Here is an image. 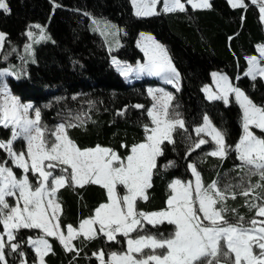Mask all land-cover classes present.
<instances>
[{
	"label": "trees",
	"instance_id": "1",
	"mask_svg": "<svg viewBox=\"0 0 264 264\" xmlns=\"http://www.w3.org/2000/svg\"><path fill=\"white\" fill-rule=\"evenodd\" d=\"M210 1L207 9L187 6L184 11L159 12L149 17L135 16L131 0H5L10 11L0 10V31L5 34L0 68L8 67L16 73L9 77L11 91L40 110L41 123L48 134L62 121L66 110L81 114L82 121L67 126L66 131L82 150L99 145L124 158L133 145L145 141L144 128L151 125L148 109L152 104L147 88L159 84L154 80L127 83L112 57L128 63L141 60L143 53L137 40L143 31L152 33L167 47L181 79L173 105L186 131L177 128L174 143L162 144L163 155L158 157L152 187L147 191L149 198L137 202L139 211L166 208L171 195L169 185L174 179L191 178L190 163L195 164L205 185L243 173L237 167L241 162L234 150L243 135L242 109L235 100L229 104L208 100L203 87L211 82L213 71L226 72L255 104L264 106V80L245 75L247 57L256 53L257 45L264 44V24L259 8L250 1L246 0L245 7H232L228 0ZM98 17L119 27L118 49L111 50L93 29L92 22ZM36 23L47 27L46 37L50 39L39 44L32 55L25 52V44L28 29ZM205 116L225 135L224 157L209 155L211 142L193 150L199 141L195 129ZM9 136V129L0 128L2 139ZM15 146L17 151L25 149L23 141ZM4 161L11 164L5 150L0 149V162ZM252 180L262 183L259 176ZM259 192L264 195V187ZM57 197L62 206L59 223L63 231L69 224L77 228L108 202L106 189L92 183L83 187L69 183L58 190ZM247 198L238 194L236 199H228L230 212L248 219L254 217L256 211H249ZM165 228L147 226L152 233ZM32 236L34 232L29 229L19 230L11 244H17L20 251H7V258L13 256L8 258L11 264H18L23 252L29 262L36 260L27 244ZM48 240L51 251L45 257L47 264H100L94 253L125 248V242H107L103 237L86 240L80 236L74 241L78 252L67 251L57 238Z\"/></svg>",
	"mask_w": 264,
	"mask_h": 264
},
{
	"label": "snow or ice",
	"instance_id": "2",
	"mask_svg": "<svg viewBox=\"0 0 264 264\" xmlns=\"http://www.w3.org/2000/svg\"><path fill=\"white\" fill-rule=\"evenodd\" d=\"M131 2L136 8L137 16L157 14L154 8L142 7L138 0ZM156 2L157 0H152L153 5ZM188 2L194 8L211 7L209 0ZM229 2L233 7H245L243 0ZM252 3H257V0H252ZM0 10L5 13L10 11L5 0H0ZM163 10L184 11L185 6L181 0H165ZM260 12L264 19V0ZM36 27L40 28L39 25ZM43 31L41 28V32ZM28 36L32 37L33 33L29 31ZM45 38L44 35L39 37L41 40ZM4 39L5 34L0 33V48L3 47ZM146 39L151 42L145 46L146 55L149 57L148 64L140 65L138 69L128 66L123 74L127 76L132 71H138L157 75L166 83L178 87L179 73L167 50L152 37ZM259 52L264 57V46L259 48ZM113 63L119 64V61L114 60ZM249 64L251 67L245 75L253 80L258 76L264 78V67L260 66L256 57L249 58ZM6 74L11 75L10 72H0V76ZM213 75L220 94L210 93L208 98L220 99L227 104L229 94L234 93L242 109L243 135L234 150L238 153L241 167H247L248 174L258 175L262 182L251 184L239 193L248 197L255 189L264 187V138L251 130L254 127L264 133V106L255 104L239 87H233L226 76ZM205 91L210 92L207 88ZM156 92L161 95L157 97ZM149 95L157 101L148 111L154 127L145 126V141L133 145L130 154L124 158L113 149L99 145L82 150L67 136L63 124L51 133L54 140L49 142L45 138L46 129L40 126L39 110H35V118L30 119L28 113L33 107L31 104H21L15 97H8L0 103V126L12 128L11 139L7 142L0 141V149H4L13 164L23 170L22 178H17L12 169L6 166L7 161L0 163V224L3 225L8 240L15 239L14 229L41 230L44 236L29 239L39 257V264H45L44 256L51 251V245L45 236L56 237L65 250L78 252L72 244L74 239L83 236L86 240H92L98 234L117 243L118 234L127 238L126 252L111 253L110 264H264V220L253 218L245 225L244 217L241 216L236 223H230L226 218L230 211L227 200L236 199L237 193L231 190L230 184L224 188L219 187L217 181L205 185L194 164L189 165L195 177L194 182L183 183L175 180L170 184L172 195L166 202V209L151 213L137 210V199L147 201L149 198L147 190L152 187L157 157L163 155L161 145L165 141L174 143L173 132L177 127L185 129L184 120L179 118V113H175L174 118L169 116L168 109L173 100L171 94L163 89H149ZM135 107L142 108L143 105ZM71 126L73 125H69ZM195 132L197 135L206 133L215 142L216 150L209 155H226L225 135L212 126L207 117L204 118V125L197 127ZM19 137L27 141L26 152L13 150L12 144ZM205 143L208 141L201 138L195 143L193 150ZM57 168L61 173H68V176L54 175ZM30 171L36 178L35 186L29 180ZM70 182L78 187H83L86 183L100 185L106 189L109 202L101 204L95 210V215L82 220L78 228L67 225L65 235L59 224L62 207L56 194L59 188ZM117 185L126 189L123 196L117 195ZM9 196L17 197L15 207H10L7 202L6 197ZM256 199L264 200V196H257ZM248 207L256 209V216L264 217V203L250 201ZM231 211L234 212L235 209ZM165 221L174 225V230L167 237L162 233L159 237L150 234L138 235L137 238L130 236L132 232H143L145 224L155 227ZM4 247V235L0 234V261L6 264ZM11 247L15 250L18 245L13 244ZM254 248L258 251L254 252ZM144 249L150 251L144 253ZM134 254L142 255L138 257ZM94 255L100 264H106L103 251Z\"/></svg>",
	"mask_w": 264,
	"mask_h": 264
},
{
	"label": "rangeland",
	"instance_id": "3",
	"mask_svg": "<svg viewBox=\"0 0 264 264\" xmlns=\"http://www.w3.org/2000/svg\"><path fill=\"white\" fill-rule=\"evenodd\" d=\"M247 1H250L251 3H252V0H247ZM138 2L140 3V5L142 6V7H144V8H154V11L158 14L159 12H164V13H168V12H165L163 9H164V6H165V0H157V2L155 3V5H153L152 4V0H138ZM193 2L194 3H199L200 2V0H193ZM245 2H246V0H243V4L245 5ZM132 3V2H131ZM181 3L182 4H184V6H185V8H187V6H190V7H192V8H194L193 6H192V3H189L188 2V0H181ZM209 3H210V5H211V1L209 0ZM231 6H232V4L231 3H229ZM253 4H255L258 8H259V12H260V7L262 6V0H257V3H253ZM132 7H133V13H134V15L135 16H137L136 14H135V12H136V8L133 6V4H132ZM233 7V6H232ZM194 9H207V8H194ZM174 11H180V10H173V11H169V12H174ZM151 16H153V15H151ZM137 17H149V16H137ZM260 17H261V20H262V22H263V24H264V19H262V13L260 12ZM93 21H96V22H98V23H94V22H92V25H93V29L95 30V31H97L100 35H101V37L105 40V42L107 43V45H108V47L111 49V50H115V49H118L120 46H121V36H120V29H119V27L115 24V23H113V22H111L110 20H108V19H106V18H102V17H98V18H95ZM37 25H39L40 26V28H37L36 26ZM106 25H107V27H106ZM114 26V27H113ZM41 28L44 30L43 32H41ZM117 30H119V31H117ZM29 31H31L32 33H33V36L32 37H29L28 36V32ZM46 32H47V34H48V30H47V27L46 26H43L42 24H38V23H36V24H34L31 28H29L28 29V31H27V36H28V40H27V43L25 44V52H30V54H32V55H34L35 54V48L39 45V44H41V43H44V42H47V40H49L50 38H49V36L47 35V37H46ZM0 33H3V32H1L0 31ZM141 37H140V39H139V41L137 42V47L139 48V50L143 53V58L141 59V60H138V61H136L135 63H128V62H123V61H120L119 59H117L116 57H112V61H119V64H116V66L118 67V69L121 71V75L123 76V78L125 79V81L127 82V83H131V84H133V83H135L136 81H140V80H154V81H156L159 85H154V86H149L148 88H147V91H148V94H149V89H152V90H156V89H163L164 90V92H166V93H169V94H171L172 96H173V100L170 102V106H169V109H168V111H169V116L170 117H173L174 118V116H175V113H179V118H181V119H183L182 118V116H181V114H180V112H178L177 110H176V108L177 107H175L174 105H173V101H174V93L175 92H178V91H180V89H181V79H180V76H179V79H178V87L176 86V85H174V84H169V83H166L165 81H164V79L161 77V76H157V75H149V74H147V73H139L138 71H132L129 75H127V76H125L124 74H123V71H124V69L126 68V67H128V66H130L132 69H138L139 68V66L140 65H147L148 64V60H149V57H148V55H146V52H145V46H147V45H150V43L151 42H149V40H147L146 39V37H149V35H151L152 36V33H150V32H147V31H143V32H141ZM41 35H44L46 38V40L45 39H43V40H41V39H39V37L41 36ZM150 36V37H151ZM4 41H5V39H4ZM4 41H3V45H4ZM157 41V42H156ZM155 42L156 43H158V44H160V45H162L166 50H167V53H168V56L170 57V55H169V52H168V49H167V47L163 44V43H161V42H159L158 40H156L155 39ZM261 46H264V44H259V45H257V51H258V55L257 54H253V55H250V56H248L247 57V59H246V61H247V71H248V69L251 67V65L249 64V58H251V57H256L259 61H260V66L261 67H264V57H261V55H260V52H259V48L261 47ZM2 49H3V47L2 48H0V52L2 51ZM170 59H171V57H170ZM171 62H172V60H171ZM173 64V63H172ZM174 66V65H173ZM246 71V72H247ZM0 72H5V73H11V75H4V76H0V103H2L6 98H8V97H15V98H17L18 100H19V102L21 103V104H31L33 107H32V109L29 111V113H28V117L30 118V119H34L35 118V110H39L32 102H23V101H21V99L17 96V95H15L12 91H11V89H10V86H9V77H15L16 76V73L11 69V68H8V67H6V68H0ZM213 74H218L219 76H226L227 78H228V81L232 84V86L233 87H238L233 81H232V79H231V77L226 73V72H222V71H213L212 73H211V82L209 83V84H207V85H205L204 87H203V92L205 93V96H206V98L208 99V100H210L209 98H208V96H209V94L210 93H215V94H217V95H219L220 93H219V88H218V86H217V83H216V77H214V75ZM249 77V76H248ZM249 78H251V77H249ZM257 78H261V77H257ZM252 79V78H251ZM263 80H264V78H262ZM209 89L210 90V92H206L205 91V89ZM240 88V87H239ZM241 89V91H243L244 93H245V91L242 89V88H240ZM156 95H157V97H159L160 95H161V93H159V92H156ZM245 95L247 96V94L245 93ZM150 96V99H151V101H152V104H151V106L149 107V109H148V111L152 108V106L154 105V104H156L157 103V101L156 100H154L153 99V97L151 96V95H149ZM214 100H220V99H212V100H210V101H214ZM232 100H235L236 101V98H235V94L234 93H230L229 94V97H228V103L227 104H229ZM223 101V100H222ZM237 102V101H236ZM238 103V102H237ZM239 104V103H238ZM40 111V110H39ZM40 114H41V112H40ZM205 117H207L208 118V120H210L211 121V119H210V117L209 116H205ZM82 118H83V116L81 115V114H78V113H73L72 111H70V110H66L65 111V113H64V115H63V118H62V121L58 124V125H56L55 126V128H54V130L53 131H51V133L52 132H54L57 128H58V126L59 125H61V124H63V125H65V130L67 129V126H69V125H73L74 123H78V122H81L82 121ZM211 124H212V126H214L215 127V125L213 124V122L211 121ZM204 125V120H203V123L200 125V126H198V127H202ZM40 126L42 127V128H44V129H46L45 128V126L44 125H42V123H41V119H40ZM150 128L151 127H154V125L152 124V121H151V125L149 126ZM0 128H2V126H0ZM4 128V127H3ZM177 128H179V127H177ZM176 128V129H177ZM6 129H9V131H10V136H9V138L8 139H2L1 137H0V141H5V142H7V141H9L10 139H11V134H12V128L11 127H9V128H6ZM257 136H259V137H262V138H264V135H262V132H260V130H258V129H256V128H252L251 129ZM176 131V130H175ZM174 131V132H175ZM174 132H173V135H174ZM66 133H67V131H66ZM197 135V134H196ZM68 136V135H67ZM197 137H199V140L201 139V138H203V139H205L206 141H208V142H211L212 143V149L209 151V153L210 152H212V151H214V150H216V144H215V142L214 141H212V139H211V137L209 136V135H207L206 133H201V134H199V135H197ZM45 138L49 141V142H51V141H53L54 140V136H52V134H48V133H46L45 132ZM21 141H23L24 142V144H25V149L24 150H16V142H21ZM12 147H13V150H15V151H17V152H26V150H27V141L26 140H24L23 139V137H19V138H17L14 142H13V144H12ZM161 147H162V145H161ZM103 148H106V147H103ZM6 152V151H5ZM7 153V152H6ZM238 154V153H237ZM7 156H8V154H7ZM8 158H9V156H8ZM10 159V165L7 163L6 164V166L7 167H10L11 169H12V171H13V173L17 176V178H22V176H23V170L22 169H20V168H17L14 164H13V162H12V160H11V158H9ZM157 160H158V157H157ZM241 162V161H240ZM0 163H3V162H0ZM156 163H157V161H156ZM190 164H193V163H190ZM189 164V165H190ZM195 165V164H194ZM237 167H238V169H240V170H243V173L242 174H238V175H235V176H233V177H229V178H227L226 180L224 179V180H222V181H218L217 183H218V186L219 187H221V188H224L226 185H232V191L233 192H235V193H237V195L240 193V192H242L244 189H247L251 184H256V183H258V182H253V180H252V178L254 177V176H258V175H249L248 174V168L247 167H241V163H240V165L238 164L237 165ZM189 170H190V172H191V169L189 168ZM71 170L69 169V172H70ZM154 171V170H153ZM61 174H63V175H65V176H68V173H61L60 172V169L59 168H57V169H55L54 170V175H57V176H59V175H61ZM191 174H192V172H191ZM28 176H29V180H30V182H33V185L35 186V177L32 175V173H31V171L28 173ZM51 179V178H50ZM175 180H180L181 182H183V183H187V182H189V181H193L194 182V180H195V177L193 176V174H192V176H191V178H189V179H187V180H182V179H174L172 182H174ZM171 182V183H172ZM71 183V182H70ZM86 184H89V183H86ZM86 184H84V185H86ZM170 186V185H169ZM62 188V187H61ZM60 189V188H59ZM58 189V190H59ZM169 189H170V187H169ZM58 190H57V192H58ZM148 191V190H147ZM170 191H171V189H170ZM107 192V191H106ZM116 192H117V195L118 196H123L125 193H126V189L122 186V185H117V188H116ZM171 195H172V191H171ZM236 195V196H237ZM56 196H57V194H56ZM257 196H264V195H262L260 192H259V188H257V189H255V192H253L252 193V195H250V196H248V198L246 199V205L248 206V204H249V202L251 201V202H255V203H257V204H260V203H264V200H260V199H256V197ZM6 200H7V202L9 203V205H10V207H15L16 206V203H17V197H13V196H9V197H6ZM57 200H58V197H57ZM140 199H137V201H136V208H137V202L139 201ZM142 201V200H141ZM59 202V201H58ZM109 202V201H108ZM107 202V203H108ZM21 203V206H22V201L20 202ZM60 203V202H59ZM227 206L229 207V205L227 204ZM62 207V206H61ZM166 207H167V203H166ZM164 209H166V208H164ZM138 210V209H137ZM161 210H163V209H161ZM251 210H253V211H256V209H250L249 211H251ZM5 211H7V210H5ZM139 211V210H138ZM156 211H160V210H155V211H150V212H146V213H151V212H156ZM145 212V211H144ZM60 215H61V213L59 214V218H60ZM239 217H241L240 215L239 216H237V214L235 213L234 215L229 211L227 214H226V218L228 219V221L230 222V223H236L237 221H238V218ZM242 217H244V223H245V225H248V223H249V221L251 220V219H253V218H255V219H257V220H264V217H258V216H256V214H255V216L254 217H252V218H250V219H248L247 217H245V216H242ZM55 222V221H54ZM60 224V223H59ZM165 226L166 228L164 229V230H162V231H160V232H158V233H152V232H148V230H147V226H151V227H153L152 225H147V224H145V228H144V230H143V232H132L131 234H130V236L132 237V238H137L138 237V235H145V234H150V235H156L157 237H159L160 236V234L162 233L165 237H167L173 230H174V225H171V224H168L166 221L164 222V223H162V224H158V225H156L155 227H157V228H159L160 226ZM79 227V226H78ZM77 227V228H78ZM97 228H98V226H96ZM61 228V227H60ZM75 228V227H74ZM21 229H25V228H20L19 230H21ZM19 230H13V232H14V235H15V239H16V235H17V233L19 232ZM29 230H31L32 232H34V236H32V237H29L28 239H27V244L32 248V250L34 251V253H35V255H36V260L35 261H33V262H29V260H28V258H27V255L23 252L22 253V258H21V260L18 262V264H39V257H38V255H37V253H36V250H35V248L29 243V239L31 238V239H36V238H38V237H41V236H44V233L41 231V230H39V229H35V228H32V229H29ZM62 230V229H61ZM63 231V230H62ZM64 232V234L65 235H67V230L66 231H63ZM0 234H3L4 235V240H5V247H4V257H5V261H6V264H11V261H9L8 260V258L10 259V258H12V257H8L7 258V256L9 255L8 253H7V251L9 252V253H14V251H16V252H18V251H20L19 250V248L17 247L15 250H13L12 249V247H11V245H13V244H11L15 239H13V240H11V241H9L8 240V237H7V235L6 234H4V228H3V225L2 224H0ZM120 236H122V235H117V240L119 241V242H121V243H123L124 244V242H125V248L122 250V251H114V250H109L108 252H104V260H105V262H106V264H110V254L111 253H113V252H115V253H123V252H126V250H127V244H126V239L127 238H125L124 236H122V237H120ZM49 237H51V236H45L44 238L45 239H47L48 240V238ZM97 237H103L104 239H106V241L107 242H111V241H109V240H107V238L106 237H104L102 234H98V236ZM54 238H56V237H54ZM76 239H78V238H76ZM76 239H74L73 241H72V244L75 246V244H74V241L76 240ZM49 241V240H48ZM113 242H116V241H113ZM49 243H50V241H49ZM120 244V243H119ZM17 245V244H16ZM50 245H51V243H50ZM63 246V245H62ZM150 250L149 249H144V253H148ZM158 251H161V250H158ZM253 251L254 252H256V251H258L257 249H253ZM100 252V251H99ZM99 252H97V253H99ZM48 253H50V251L48 252ZM47 253V254H48ZM46 254V255H47ZM46 255L44 256V261H45V257H46ZM134 255H137L138 257L140 256V255H142V254H134ZM99 263H100V261H99ZM0 264H4V262L3 261H0ZM45 264H47L46 263V261H45Z\"/></svg>",
	"mask_w": 264,
	"mask_h": 264
},
{
	"label": "crops",
	"instance_id": "4",
	"mask_svg": "<svg viewBox=\"0 0 264 264\" xmlns=\"http://www.w3.org/2000/svg\"><path fill=\"white\" fill-rule=\"evenodd\" d=\"M228 1H229V0H228ZM229 3H230V2H229ZM141 35H142V34L140 33V34H139V37H138V40H137V42L139 41V39H140ZM149 36H151V35H149ZM151 37H152V39L155 41V38L153 37V35H152ZM149 42H150V41H149ZM156 42H157V41H156ZM255 54H257V55H258V54H259V53H258V51H256V53H255ZM255 54H254V55H255Z\"/></svg>",
	"mask_w": 264,
	"mask_h": 264
}]
</instances>
